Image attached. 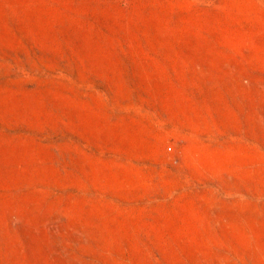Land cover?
Here are the masks:
<instances>
[{"label": "rangeland", "instance_id": "obj_1", "mask_svg": "<svg viewBox=\"0 0 264 264\" xmlns=\"http://www.w3.org/2000/svg\"><path fill=\"white\" fill-rule=\"evenodd\" d=\"M0 264H264V0H0Z\"/></svg>", "mask_w": 264, "mask_h": 264}]
</instances>
